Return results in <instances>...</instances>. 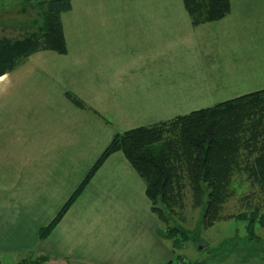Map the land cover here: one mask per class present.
I'll return each mask as SVG.
<instances>
[{
  "label": "crops",
  "instance_id": "obj_1",
  "mask_svg": "<svg viewBox=\"0 0 264 264\" xmlns=\"http://www.w3.org/2000/svg\"><path fill=\"white\" fill-rule=\"evenodd\" d=\"M230 1L228 15L193 26L183 0H72L67 53L39 50L0 75V252L45 264L175 259L120 150L46 237L39 230L116 133L264 88V0Z\"/></svg>",
  "mask_w": 264,
  "mask_h": 264
},
{
  "label": "trees",
  "instance_id": "obj_2",
  "mask_svg": "<svg viewBox=\"0 0 264 264\" xmlns=\"http://www.w3.org/2000/svg\"><path fill=\"white\" fill-rule=\"evenodd\" d=\"M43 4V21L36 30L15 39L0 37V75L39 50L67 53L62 13L71 9L72 0H44ZM183 4L193 26L231 12L230 0H183ZM66 95L77 106L90 108L75 93L66 91ZM119 150L145 181L151 210L164 225L163 237L175 249L196 235L195 228L177 222L187 197L191 196L192 206H204L203 224L212 225L230 217L221 210L234 192L233 183L238 177L248 179L258 187L253 191L259 194L258 201L249 207L250 216L247 212L231 216L247 217L250 238L258 242L254 247L264 254V240L255 233L256 224L264 227V88L116 133L57 214L40 228V238L52 231L107 157ZM47 258L31 255L12 264H45ZM181 258L177 254L176 260L166 264L179 263ZM204 263L196 260L190 264ZM0 264H5L1 257Z\"/></svg>",
  "mask_w": 264,
  "mask_h": 264
},
{
  "label": "rangeland",
  "instance_id": "obj_3",
  "mask_svg": "<svg viewBox=\"0 0 264 264\" xmlns=\"http://www.w3.org/2000/svg\"><path fill=\"white\" fill-rule=\"evenodd\" d=\"M43 2L44 0H0V37L15 39L36 30L43 21ZM233 184L234 192L221 210L223 215L230 217L221 218L212 225L203 224L204 206H192L191 196L186 198L185 208L178 215L180 221L177 222L191 230L195 228L196 235L195 239L176 247V256L181 254V261L185 264L196 260H205L204 264H264L259 259L264 257L262 249L256 251L254 245L258 242L255 238H250L247 217H232L233 214L251 210L249 207H253L258 201L259 194L253 193L258 187L251 185L244 177H238ZM249 214L251 213L247 212L246 215L250 216ZM163 228L164 225L161 224V231ZM255 233L264 240V227L256 224ZM30 253L31 251L10 254L0 252V257L5 264H12L30 256ZM181 261L176 264H182Z\"/></svg>",
  "mask_w": 264,
  "mask_h": 264
}]
</instances>
